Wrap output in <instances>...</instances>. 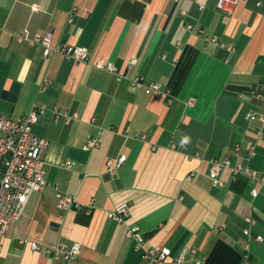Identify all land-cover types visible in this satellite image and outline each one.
<instances>
[{"label":"crops","instance_id":"obj_1","mask_svg":"<svg viewBox=\"0 0 264 264\" xmlns=\"http://www.w3.org/2000/svg\"><path fill=\"white\" fill-rule=\"evenodd\" d=\"M214 3L0 0V112L17 119L34 103L46 104L31 126L48 140L44 176L81 205L59 210L52 189L32 192L2 239L0 264H153L126 238L133 224L146 246H167L173 256L189 246L204 264H264V98L247 96L264 94V9L249 0L226 13ZM24 28L50 31L52 45L85 46L123 77L60 53L44 57L40 45L16 39ZM213 35L232 50L204 39ZM135 74L162 84L171 101L131 89ZM53 106L76 116L55 118ZM94 137L98 146L87 148ZM120 152L125 161L108 173L106 161ZM210 160L228 162L217 185ZM236 165L256 177L233 178L229 167ZM122 202L129 213L117 223L107 212ZM20 239L79 242L81 250L67 260ZM168 264L195 263L189 257Z\"/></svg>","mask_w":264,"mask_h":264},{"label":"built area","instance_id":"obj_2","mask_svg":"<svg viewBox=\"0 0 264 264\" xmlns=\"http://www.w3.org/2000/svg\"><path fill=\"white\" fill-rule=\"evenodd\" d=\"M176 1V0H175ZM249 0H215L214 7L223 12L230 13L234 6L240 2ZM256 8L264 9V0H253ZM74 8H72L73 10ZM71 10V11H72ZM70 11V13H71ZM68 20H71L69 14ZM187 29H191L192 24H187ZM16 39L20 42L24 41L30 46L40 45L42 55L50 57L53 54L60 53L66 58L75 61H90L95 67L107 70L115 80H120L123 74L117 66L105 58H91L87 47L73 45L68 43L51 44V32H36L31 33L28 29H22L16 34ZM204 39L217 45L226 51H231L232 46L220 41L216 36H205ZM136 58L128 61V65L134 64ZM44 81L41 84L39 91L44 89ZM129 86L133 90H142L146 94H151L155 98H166L169 103L170 92L162 84L154 81L147 82L140 74H135L129 78ZM248 97L264 98L262 93H249ZM46 104L34 103L31 108L24 113L20 118L14 119L9 115L0 112V246L4 235L6 234L10 224L18 220L24 211L25 205L29 196L34 191H42L45 188H50L55 197V206L59 210H67L70 208H81L77 197L73 194L66 193L59 189L57 184L49 183L44 176V152L48 144V140L42 136L36 135L31 126L38 120V117L46 110ZM52 112L55 118L63 116L64 118L75 117V114H68L66 111H60L57 106H53ZM254 112H250L247 117H255ZM259 119L264 122V114H260ZM101 134V130L99 131ZM135 137L145 138L143 134H134ZM257 136H262V130L257 131ZM99 138H88L86 147L91 149L97 147ZM181 148L184 147L180 144ZM170 147L177 148L175 143H171ZM235 150L238 149L236 146ZM254 154V146L248 150V156ZM125 154L120 152L115 158H110L106 161V171L113 174L115 169L120 167L125 161ZM228 162H218L210 160L209 175L212 178L214 185L219 184L218 174L222 168L227 167ZM232 177L237 174L244 173L252 179L256 177V171L248 166L236 165L229 167ZM260 182L264 183V175L259 178ZM258 190L250 189V194L256 196ZM93 205V200L87 205L86 211ZM129 213L128 202H122L108 210L107 216L117 223L125 222ZM249 221V218L247 219ZM245 234H249V230H244ZM126 238L134 242V246L140 250L141 256L153 262V264H168L170 261L180 263L189 257H192L195 264H204L201 256L193 257L197 253L194 247L184 246L173 256L171 250L167 246H146V241L141 233L139 226L128 225L125 228ZM256 239L261 240V236H256ZM20 242H27L29 248L34 251L43 250L48 256L60 255L67 260H73L81 250L79 242L66 244L64 242H55L53 244H43L34 240L20 239Z\"/></svg>","mask_w":264,"mask_h":264}]
</instances>
